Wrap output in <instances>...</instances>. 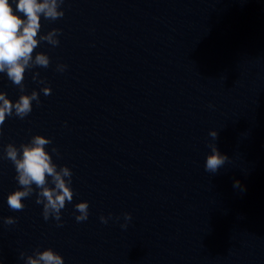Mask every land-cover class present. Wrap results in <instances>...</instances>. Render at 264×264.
Segmentation results:
<instances>
[{
	"label": "clouds",
	"instance_id": "1",
	"mask_svg": "<svg viewBox=\"0 0 264 264\" xmlns=\"http://www.w3.org/2000/svg\"><path fill=\"white\" fill-rule=\"evenodd\" d=\"M13 3L15 11L10 0H0V73H6L8 79L19 87L21 95L13 102L5 92L0 91V130H2L6 117L15 115L24 119L32 112V102L40 103L37 91H32L30 95L23 94L26 70L36 66L47 68L50 65L48 55L37 52L33 56L34 50L41 41H46L52 46L59 44L57 38L60 33L59 29L54 28L47 35H38L42 26L41 17L54 21L64 16L61 10L64 0H18V2L13 0ZM66 68L67 65H57L59 72L65 71ZM33 80H36L34 76ZM39 82L44 83L43 80ZM41 91L47 96L52 90L45 86ZM209 136L216 140L218 132L212 130ZM51 143V139L43 135H34L28 143H22L19 148L13 143L6 146L4 158L14 165L17 173L15 179L20 186L18 190L7 196V204L13 211H22L25 207L23 200L31 197L38 189L35 202L43 205L44 220L47 221L52 217L59 222L61 210L65 208L66 203H71L73 200L74 192L71 188L73 173L67 166L58 168L53 162L51 154L46 150V146ZM209 147L211 154L206 157L205 170L215 174L229 157L221 154L215 144ZM52 152L59 155L56 148H52ZM239 186L240 182L235 181L234 187ZM74 208L79 213L75 216L77 222L88 219L89 204L87 201L75 204ZM123 217L126 223L121 224V228L126 229L127 222L132 219V216L130 213H124ZM110 218L111 214L107 218L101 216L100 220L106 224ZM4 223L13 225L16 219L11 216L6 217ZM20 255L24 258V253ZM25 264H64V259L51 248L43 251L37 249L33 255L26 257Z\"/></svg>",
	"mask_w": 264,
	"mask_h": 264
}]
</instances>
